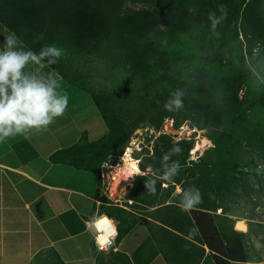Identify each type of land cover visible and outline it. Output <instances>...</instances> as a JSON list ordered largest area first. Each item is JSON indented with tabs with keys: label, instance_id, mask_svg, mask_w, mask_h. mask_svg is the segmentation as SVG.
Instances as JSON below:
<instances>
[{
	"label": "trees",
	"instance_id": "trees-1",
	"mask_svg": "<svg viewBox=\"0 0 264 264\" xmlns=\"http://www.w3.org/2000/svg\"><path fill=\"white\" fill-rule=\"evenodd\" d=\"M128 2L140 8L120 14ZM235 22L245 53L241 44H232L237 32ZM0 23L16 38L32 44L31 39L42 35L39 41L48 46L100 51L136 73L145 88L169 86L156 101H145L144 120L157 130L165 117L175 114L180 122L188 121L205 131L211 146L196 160L188 159L192 141L172 142L163 134L158 135L151 154L143 150L138 162L143 176L137 179L142 185L135 182L127 199L130 206L141 204L139 211L144 218L111 204L96 192V214L115 222L113 244L140 220L165 264L248 262L239 240L244 234L232 230V221L225 216L229 210L225 203L234 196V188H247L246 180L236 177L237 170L246 167L242 163L247 154L264 167V0H0ZM158 25L197 32L204 43L201 52L181 58L141 43ZM34 48L40 52L36 45ZM190 62L193 69L185 80L175 85L169 82L173 65L190 67ZM49 66L63 80L87 91L59 64ZM178 91L183 92V107L177 110L170 105L171 110L166 109L165 104ZM90 96L106 133L91 143L83 133L77 147L81 152L86 150L81 162L89 155L88 161H94L97 169L105 157L122 150L135 124L128 121L126 113L100 103L92 93ZM158 113L160 117L155 120ZM176 148L181 151L176 152ZM175 162L180 168L170 173ZM153 172L165 181V188L150 182L147 176ZM166 173H170L167 179ZM175 186L178 193L173 192ZM189 190L198 191L203 202L191 211H183V194ZM217 209L220 215H214ZM245 224L250 231V222ZM42 264L62 262L50 250L45 252ZM95 264L130 262L124 254L109 250L95 255Z\"/></svg>",
	"mask_w": 264,
	"mask_h": 264
},
{
	"label": "crops",
	"instance_id": "crops-1",
	"mask_svg": "<svg viewBox=\"0 0 264 264\" xmlns=\"http://www.w3.org/2000/svg\"><path fill=\"white\" fill-rule=\"evenodd\" d=\"M9 33L4 27L1 41ZM28 65L31 68V62ZM38 71L23 72L45 79L50 74L39 66ZM52 78H60L61 89L68 94L66 113L43 131L31 129L27 136L0 141V264H37L50 250L62 264H95V255L109 250L124 254L130 264H165L140 220L112 248H94L88 228L98 216L94 195L99 178L89 155L81 162L86 150L81 152L77 142L83 133L87 143L95 142L106 133V127L97 118L91 98L84 100L88 111L80 113V100L89 95L85 90L59 75ZM173 192L178 193L179 188ZM141 213L137 216L144 218ZM214 215H220V209ZM226 218L232 221L233 231L245 234L244 220ZM238 223L245 228L238 230Z\"/></svg>",
	"mask_w": 264,
	"mask_h": 264
},
{
	"label": "rangeland",
	"instance_id": "rangeland-1",
	"mask_svg": "<svg viewBox=\"0 0 264 264\" xmlns=\"http://www.w3.org/2000/svg\"><path fill=\"white\" fill-rule=\"evenodd\" d=\"M139 8V4L128 2L121 7L120 14H129ZM233 26L237 29V22L233 23ZM3 29L4 26L1 24L0 35H2ZM41 37L42 35L31 39L34 44L27 39L17 37L18 43H21V45H16L14 50H26L39 54V52H36L34 45L40 51L48 46V44L45 45L39 41ZM5 40L1 41L0 38L3 50ZM232 42L233 46L241 44L242 51L245 53V43L238 29L233 34ZM141 43H145L152 50L170 52L181 58H186L189 54H199L204 44L200 34L191 29L175 30L162 25L155 27ZM61 48L63 55L55 64H59L68 77L80 87L86 89L88 91L86 93L89 94L80 100V113L88 111L84 108V100L85 98L86 100H88L87 98L90 99V93H92L100 103L108 104L110 108L126 113L128 121L131 124H135L134 129L128 136L126 145L121 151H117L115 155L105 157L104 161L98 165L97 172L99 197H104L111 204L137 215L140 213L141 204L137 203V205L132 204L130 206L131 201L127 198L132 185L143 176V173L140 171H137V173L130 172V164L133 162L138 169V162L144 154L143 150H147V155L151 154V148L157 142L158 136L156 132L161 130L165 123L167 127L171 124V129L167 131L172 142L183 139L192 141V148L188 152L189 160H196L211 146V143L206 139L204 130H198L190 125L188 121L180 122L175 114H172L170 118L169 116L165 117L157 130H155L153 124L144 120L146 116L143 112L145 110V101L148 104L156 101L159 96L164 95L165 90L170 89L169 86H163L164 88L157 86L145 88L142 79L135 75L136 73L130 71L128 67H121L119 64L112 62L100 51L97 53L92 49L85 50L68 46ZM47 59L56 58L47 57ZM42 63L46 66L44 68L39 67L40 69H46L48 73L55 72L45 60ZM31 64V68L26 65L23 71L39 73L38 65ZM189 64L190 67L182 63L181 65H173L169 82L175 85L176 81L185 80L193 69L192 62ZM240 94L241 92L238 93V95ZM96 116L98 118L100 115L97 113ZM159 117L160 113H158L155 120H158ZM84 118L87 119L86 114ZM100 121L102 120L100 119ZM174 123L177 124L176 128H173ZM244 158L245 160L242 164H245L246 167L238 169L236 177L240 180H246L247 188H234V196L225 205L229 208L227 212L229 216L250 222L251 225V230L248 231L246 227L245 234L239 238L248 262L237 264H264V167L261 166V161L251 154H247ZM150 175L147 177L150 178L152 184H160L161 188H165L166 184L162 178L158 177L154 172L150 173ZM137 184L141 186L142 181L139 180ZM175 188L178 187L175 186ZM236 228L238 229L237 225ZM43 259L44 256H41L37 264H42Z\"/></svg>",
	"mask_w": 264,
	"mask_h": 264
},
{
	"label": "clouds",
	"instance_id": "clouds-1",
	"mask_svg": "<svg viewBox=\"0 0 264 264\" xmlns=\"http://www.w3.org/2000/svg\"><path fill=\"white\" fill-rule=\"evenodd\" d=\"M17 44L15 35L9 33L4 50L0 51V141L5 137L27 136L31 129L45 130L56 118L66 113L68 105V94L61 89L60 78H52L58 73H50L45 79L42 75H29L22 71L29 62L44 68L46 65L42 61L46 57L56 58L48 60L49 64H55L63 55V50L53 44L35 54L32 51L14 50ZM182 96L183 92H175L165 108L171 110L170 105L177 110L182 108ZM175 151L181 150L176 148ZM179 168V162H175L170 173H175ZM170 173L165 174V179ZM202 202L198 191L189 190L183 194L181 209L191 211ZM108 222L107 217L95 221L97 227Z\"/></svg>",
	"mask_w": 264,
	"mask_h": 264
},
{
	"label": "built area",
	"instance_id": "built-area-1",
	"mask_svg": "<svg viewBox=\"0 0 264 264\" xmlns=\"http://www.w3.org/2000/svg\"><path fill=\"white\" fill-rule=\"evenodd\" d=\"M172 122V121H171ZM166 124V123H165ZM163 125L162 129L156 132V135L158 136L159 134L163 135H169V132L167 131L168 129H171V124L168 125ZM101 217H106L104 215H98L93 222L91 223V226L94 229V232L92 233L93 236V246L97 250H102V249H110L113 246V241L116 236V229H115V223L113 220L108 218V223H106L105 226L107 228V235L105 238H103V230H99L96 227V220H99Z\"/></svg>",
	"mask_w": 264,
	"mask_h": 264
},
{
	"label": "bare ground",
	"instance_id": "bare-ground-1",
	"mask_svg": "<svg viewBox=\"0 0 264 264\" xmlns=\"http://www.w3.org/2000/svg\"><path fill=\"white\" fill-rule=\"evenodd\" d=\"M126 157V156H125ZM126 165V164H125ZM132 170V171H131ZM130 172H134V173H137V168L135 167V165H134V163L132 162L131 164H130ZM106 223H104V224H101L99 227H97L99 230H103V238H105L106 237V233H107V228L105 227V226H103V225H105ZM237 227H238V229L239 230H243L245 227L241 224V223H238L237 224Z\"/></svg>",
	"mask_w": 264,
	"mask_h": 264
},
{
	"label": "water",
	"instance_id": "water-1",
	"mask_svg": "<svg viewBox=\"0 0 264 264\" xmlns=\"http://www.w3.org/2000/svg\"><path fill=\"white\" fill-rule=\"evenodd\" d=\"M88 230L90 231V233H93L94 232V229L92 226H89Z\"/></svg>",
	"mask_w": 264,
	"mask_h": 264
}]
</instances>
